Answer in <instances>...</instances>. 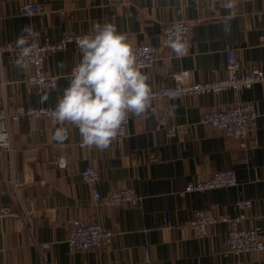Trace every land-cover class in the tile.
Listing matches in <instances>:
<instances>
[{"label":"crops","instance_id":"0c3cea01","mask_svg":"<svg viewBox=\"0 0 264 264\" xmlns=\"http://www.w3.org/2000/svg\"><path fill=\"white\" fill-rule=\"evenodd\" d=\"M24 3H39L42 12L20 15ZM173 21L188 24L189 46L180 56L161 50L163 59L145 72L151 89L170 84L165 76L181 70L192 82L208 80L212 70L223 75L227 49L236 51L246 70L264 72V0H0V48L16 47L25 25H34L39 33L35 40L42 42L87 33L96 23L115 25L132 47L159 45L163 26ZM17 58L0 52V101L10 107H55L81 54L73 45L48 54L44 69L59 78L55 88L41 91L25 84L29 67L17 68ZM245 103L260 116L244 141L227 139L199 122L205 112ZM263 114L264 83H258L238 92L165 98L138 117L129 115L123 143L105 150L80 147L82 138L71 124L13 123L11 151L0 150V207L19 217L0 218V264H233L236 259L264 264V250L222 257L227 225H212L203 237L193 235L187 225L202 209L233 217L236 201L248 199L252 207L242 226L259 228L264 243ZM58 127L69 132L62 143L52 139ZM168 127L178 129L177 134L166 136ZM60 158L67 160L64 168L55 163ZM87 165L99 175L101 196L131 188L140 203L115 209L94 206L91 187L80 178ZM226 169L235 171L236 186L179 195L188 182ZM13 179L20 183L18 196L2 195V190H11ZM75 218L112 231L110 245L69 251L66 240ZM41 244H48L45 260Z\"/></svg>","mask_w":264,"mask_h":264},{"label":"built area","instance_id":"2783aa9c","mask_svg":"<svg viewBox=\"0 0 264 264\" xmlns=\"http://www.w3.org/2000/svg\"><path fill=\"white\" fill-rule=\"evenodd\" d=\"M42 6L39 3H24L19 6L18 13L23 16L40 14ZM179 29V31H177ZM91 31L82 34L65 33L58 40L48 38L40 42L30 39L33 47L32 55L27 58L29 73L25 79V84L38 91L53 89L57 86L58 75L49 73L44 69L45 57L50 53H55L67 45H73L80 53L76 40L78 37L89 34ZM179 38L180 42L189 46V26L185 21H173L163 26L159 45L139 44L133 46L137 56V63L141 66L142 72H147L156 63L163 59L162 49H171L169 45ZM0 52H11L19 57L17 47H1ZM175 52V51H174ZM176 55H178L175 52ZM180 56V55H178ZM73 70V69H72ZM72 73V71H71ZM211 77L206 81L192 82L188 79L187 71L181 70L168 73L165 77L170 84H165L152 88V100L148 109H153L156 103L163 99H176L183 97L197 98L202 95L220 94L226 91H241L248 89L255 84L264 83V72L259 70H246L234 49H227L225 52V68L221 76L216 70L210 71ZM54 107L24 108L21 106L10 107L5 101H0V150L11 151L12 141L10 126L18 123L21 119L29 122L46 120L51 123L56 121L51 116ZM260 115L251 103L235 104L231 107L205 112L200 117V124L207 130L221 131L227 139L244 141L253 132L255 122ZM264 119V114L262 115ZM129 117L124 121L115 139L110 145H120L127 135ZM178 129L166 128V136H175ZM80 147H84L82 143ZM59 168L67 165V160L60 158L55 161ZM81 180L91 187L92 202L94 206H103L111 209L118 208L124 204L136 206L141 198L131 188H120L110 191L105 196H101L97 190L99 175L92 165H87L80 174ZM19 181H11V190L4 189L2 195L12 194L18 196ZM237 185V177L232 169L215 171L206 179L190 181L179 193L183 196L186 193H205L212 189L229 188ZM238 212L233 217L218 216L210 209L198 210L188 222V228L196 237H203L207 234L208 227L216 224L227 225V233L223 243L221 255L224 258L238 257L246 253H258L264 250V243L261 231L257 227H244L243 221L247 218L246 212L252 207V202L248 199H239L235 203ZM19 217L18 213H13L8 207H0V218ZM113 232L101 227L96 223H88L81 218L70 221L68 237L66 240L69 251H85L87 249H102L108 247L112 241ZM48 244L39 245V251L43 259L47 257ZM145 259L148 260L147 250ZM233 264H241L235 260Z\"/></svg>","mask_w":264,"mask_h":264},{"label":"clouds","instance_id":"9594fccd","mask_svg":"<svg viewBox=\"0 0 264 264\" xmlns=\"http://www.w3.org/2000/svg\"><path fill=\"white\" fill-rule=\"evenodd\" d=\"M38 37L34 25L21 29L15 41L19 49L17 68L28 69L27 58L33 52L30 39ZM76 44L81 60L73 68L69 85L51 110V116L58 124L67 123L77 128L84 146L105 150L129 115L138 117L150 107L149 77L137 63L126 35L119 33L111 23L94 24L89 34L77 38ZM169 46L178 55L186 52V45L179 38ZM68 137V129L58 127L52 139L62 143Z\"/></svg>","mask_w":264,"mask_h":264}]
</instances>
